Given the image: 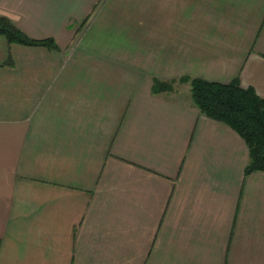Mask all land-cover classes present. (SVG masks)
<instances>
[{"label":"crops","instance_id":"obj_1","mask_svg":"<svg viewBox=\"0 0 264 264\" xmlns=\"http://www.w3.org/2000/svg\"><path fill=\"white\" fill-rule=\"evenodd\" d=\"M0 264H264V172L191 98H264V0H0Z\"/></svg>","mask_w":264,"mask_h":264},{"label":"trees","instance_id":"obj_2","mask_svg":"<svg viewBox=\"0 0 264 264\" xmlns=\"http://www.w3.org/2000/svg\"><path fill=\"white\" fill-rule=\"evenodd\" d=\"M0 34L8 43L55 47L51 39L26 37L4 17H0ZM180 79L189 81L192 103L202 114L227 124L244 140L248 149L244 176L264 172V98L252 88L239 87L236 81L220 84L199 78ZM172 82L154 79L151 91H169Z\"/></svg>","mask_w":264,"mask_h":264},{"label":"rangeland","instance_id":"obj_3","mask_svg":"<svg viewBox=\"0 0 264 264\" xmlns=\"http://www.w3.org/2000/svg\"><path fill=\"white\" fill-rule=\"evenodd\" d=\"M165 93L175 94L177 98H191L190 95V83L186 80H175L171 83L169 91H163Z\"/></svg>","mask_w":264,"mask_h":264}]
</instances>
